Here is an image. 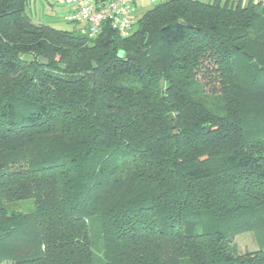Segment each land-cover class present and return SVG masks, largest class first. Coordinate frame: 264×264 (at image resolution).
Wrapping results in <instances>:
<instances>
[{
  "label": "trees",
  "instance_id": "trees-1",
  "mask_svg": "<svg viewBox=\"0 0 264 264\" xmlns=\"http://www.w3.org/2000/svg\"><path fill=\"white\" fill-rule=\"evenodd\" d=\"M27 2L0 0V264H264L225 245L264 227V8L166 0L88 40Z\"/></svg>",
  "mask_w": 264,
  "mask_h": 264
},
{
  "label": "rangeland",
  "instance_id": "rangeland-1",
  "mask_svg": "<svg viewBox=\"0 0 264 264\" xmlns=\"http://www.w3.org/2000/svg\"><path fill=\"white\" fill-rule=\"evenodd\" d=\"M234 2L239 3L242 7L252 3L258 9L264 8V0H234ZM153 6L149 2H139L137 12L134 14L136 19L141 18ZM68 11L69 6L65 4L64 0H28L26 5V12L34 24L49 26L57 30L73 31L75 25L64 20ZM134 28L133 26L132 31ZM200 82L203 83L204 81L201 80ZM203 84L205 85L203 93L212 97L210 85ZM7 207L11 211L29 213L34 210V203L32 198L26 197L20 201L8 203ZM225 245L235 255L264 249V227L250 228L239 233L228 234Z\"/></svg>",
  "mask_w": 264,
  "mask_h": 264
},
{
  "label": "built area",
  "instance_id": "built-area-1",
  "mask_svg": "<svg viewBox=\"0 0 264 264\" xmlns=\"http://www.w3.org/2000/svg\"><path fill=\"white\" fill-rule=\"evenodd\" d=\"M72 8L64 17L77 27L81 36L91 40L108 24L120 37L132 32L133 16L139 2L157 4L166 0H66Z\"/></svg>",
  "mask_w": 264,
  "mask_h": 264
},
{
  "label": "water",
  "instance_id": "water-1",
  "mask_svg": "<svg viewBox=\"0 0 264 264\" xmlns=\"http://www.w3.org/2000/svg\"><path fill=\"white\" fill-rule=\"evenodd\" d=\"M125 58H127V59H135V60H137V57L132 56V55H125ZM22 60H23V62H25V63H30V62H32V58H31L29 55H25V56L22 58ZM39 63H40L41 65H47V60L44 59V58H40V59H39ZM252 65H253V66H256L255 63H252ZM94 68H95V66H94ZM59 69H60V70H65V66H63V65H59ZM89 78H90V80L93 82V74H92V73L89 74ZM160 84H161V88H162V87H163V82L161 81ZM168 116H169L170 119H172L171 114H169Z\"/></svg>",
  "mask_w": 264,
  "mask_h": 264
},
{
  "label": "crops",
  "instance_id": "crops-1",
  "mask_svg": "<svg viewBox=\"0 0 264 264\" xmlns=\"http://www.w3.org/2000/svg\"><path fill=\"white\" fill-rule=\"evenodd\" d=\"M200 1H203V2H208V1H214V0H200ZM64 2H65V4L66 5H68L69 6V11H68V13L71 11V8H72V6L69 4V3H67V1L66 0H64ZM139 4V3H138ZM137 9H138V5H137V7H136V11H135V13L137 12ZM134 13V14H135ZM135 20H136V17H135V15L133 16V22L135 23Z\"/></svg>",
  "mask_w": 264,
  "mask_h": 264
}]
</instances>
